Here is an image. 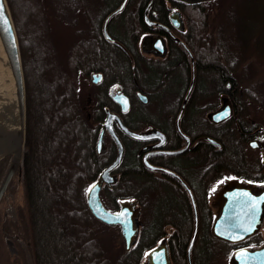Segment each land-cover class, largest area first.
<instances>
[{
  "label": "trees",
  "instance_id": "1",
  "mask_svg": "<svg viewBox=\"0 0 264 264\" xmlns=\"http://www.w3.org/2000/svg\"><path fill=\"white\" fill-rule=\"evenodd\" d=\"M82 2L8 0L20 42L27 106L22 163L24 207L20 219L9 224L26 243L33 264H142L146 252L163 235L162 223L146 224L137 243L127 251L123 241L119 240V228L97 220L87 204L88 189L105 166L96 151L104 113L94 111L95 99L90 102L92 108H86L85 91L89 75L99 68L107 71L112 68L120 83L127 85L132 82L126 54L120 51L98 53L94 46L107 43L96 32H91L87 38L83 29H79L76 40L66 49L62 50L58 44L53 32L54 21L67 26H80L82 15L77 13ZM245 2L206 0L181 4L186 26L183 38L196 57L198 86L205 77L213 76L220 85L230 80L237 89H241L240 76L247 68L245 62L253 53L242 56L236 49L228 54L224 38L226 32L239 35V29L243 27L241 21L245 15ZM154 4L163 9L166 6L162 0H155ZM215 8L217 11L214 14ZM159 21L169 24L165 16ZM134 23L139 39L145 26L138 20ZM130 38L127 33L125 37H119L136 58L137 77L142 83L143 78L149 77L147 70L141 68L148 59L141 55L138 39ZM231 43L237 45L234 39ZM171 51L177 55L181 52L180 45L173 43ZM32 56L35 58L32 59ZM114 59L116 63L112 61ZM247 101L264 107V83H260L259 89L249 87L244 98L238 101V107L241 108ZM232 145L236 147L234 141ZM224 150H219V160L223 161L230 155ZM129 177L128 173L125 186L120 189L114 187L104 196L110 201L107 202L110 209L116 207L114 199L133 196L141 200L142 193L146 191L142 180L138 178L137 182H133ZM159 215L162 213L157 211L156 216ZM144 217L145 222H149L148 212H144ZM186 222L175 234L183 264L182 257H185L192 233L188 212ZM208 222L207 228L200 225L199 238L206 230L210 240H216L210 233L211 220ZM198 245L199 240L196 247ZM209 249L206 264L212 261L213 249ZM7 251L0 233V264H5L3 255ZM20 251L24 253L23 249Z\"/></svg>",
  "mask_w": 264,
  "mask_h": 264
},
{
  "label": "flooded vegetation",
  "instance_id": "2",
  "mask_svg": "<svg viewBox=\"0 0 264 264\" xmlns=\"http://www.w3.org/2000/svg\"><path fill=\"white\" fill-rule=\"evenodd\" d=\"M187 1L162 0L166 5L164 10L154 4L155 0L153 2L152 0H128L124 9L114 15L107 24V32L111 39L105 36V22L124 0H83L77 13L78 16L82 15L83 35L88 38L91 32H96L105 44L107 43L94 46L98 53L120 51L129 59L127 63L130 66L132 83L123 85L113 75L115 72L112 68L111 71L99 68L89 75L85 94L86 108L90 110L92 108L90 102L95 99L94 111L104 113L99 126L96 151L103 158L105 166L95 182L118 157L119 144L114 133L119 137L124 148L121 163L110 173L114 177L113 182H104L102 185L101 200L104 206L118 212L121 210L122 201L136 202V208L140 210L138 239L142 228L148 223H162L164 228L161 238L146 252L142 264L147 262V253L162 240L168 249L170 264H183L180 260L182 254L176 246L175 234L179 228L186 225V212L192 220V233L182 260L184 264H189L188 248L194 230V207L183 182L194 196L199 213V229L202 208L210 214L212 228L218 210L215 197L229 181L235 180L238 183L248 181L264 186V125L250 120L244 106L238 107V101L244 97V92L237 89L232 81L227 80L220 85L215 77L210 76L201 80L198 86L196 57L183 38L186 31L185 21L184 31H178L170 20L171 14L175 11L180 12L183 18L180 6ZM73 9L74 6L71 10ZM163 16L168 18L169 24L159 21ZM146 17L151 22L150 25ZM137 20L145 26L139 39L134 23ZM118 29H124L125 33L131 37L130 39H138L141 55L148 59L143 62L144 67L141 65V68H145L149 75L146 79L143 78L142 83L137 77L136 58L115 34ZM146 36L163 37L167 52L164 55L143 52L141 43ZM181 41L193 54L195 83L183 115L179 119L193 75L192 58ZM173 43L181 47V52L177 55L171 51ZM149 48L150 46H147V50ZM110 55L114 58L112 54ZM112 61L117 62L115 59ZM121 94L129 99L127 111H124L122 105L116 100V97ZM225 100L230 103L233 114L224 121L216 122L211 114L220 110ZM109 113L118 115L126 128L143 134L146 138L139 140L130 137L115 119L111 122V128L105 127ZM104 128V144L98 152V141ZM233 141L236 147L232 145ZM224 148V152H230V155L222 161L219 160L218 152ZM248 153H252V160L248 159ZM10 166L11 158L0 162V187ZM21 172L20 168L16 170L0 201V233L8 250V253L3 255L6 258L5 264H27L26 255L20 251L21 243H26L9 224L11 221L17 222L23 212L21 209L19 214L17 190L14 189L15 184L21 182ZM128 173L131 181L137 182L138 178L142 180L146 191L142 193L141 200L133 196L114 199L116 207L110 209L107 203L110 201L104 196H107L108 191H112L114 187L120 189L121 186H125ZM157 190L160 192L156 193ZM12 206L17 211V219L8 217L4 210ZM157 211L162 215L156 216ZM144 212L149 213V222H145ZM198 239L199 233L191 250L192 264H199L201 260V250L196 247ZM9 242L12 244L11 248L8 246ZM263 243L264 225L261 231L247 240L227 244L232 247L230 254L232 256L241 248L258 247ZM30 258L33 264L31 255Z\"/></svg>",
  "mask_w": 264,
  "mask_h": 264
},
{
  "label": "water",
  "instance_id": "3",
  "mask_svg": "<svg viewBox=\"0 0 264 264\" xmlns=\"http://www.w3.org/2000/svg\"><path fill=\"white\" fill-rule=\"evenodd\" d=\"M127 1L128 0H124L123 4L107 18L104 27V33L107 39H111L107 32L108 22L114 15L124 9ZM153 1L154 0H152V2ZM202 1L206 0H188L187 3L195 4ZM0 3H2L3 5L4 15L7 18L6 24L3 23L2 20H0V41L6 54L8 65L11 70V74L15 84V97L20 117V130L17 132V135L22 141V145H20V150H15V144L14 140L11 137V133L6 135L2 134L3 136H6L8 138V141L4 142L3 146L0 147V152L7 150L2 154V156H0V162L4 159L11 158V166L0 187L1 201L16 170L18 168L22 170L23 156L26 145L27 106L26 82L24 75L23 59L16 25L8 0H0ZM146 18L147 23L150 25L151 22H149L148 17ZM170 20L175 29H177L178 31H184V20L180 12H173L170 16ZM169 32L171 33V31ZM181 44L192 58L193 75L191 80V86L187 93L186 100L183 105L179 119L183 115L186 102L193 90L195 83V60L193 54L185 43L181 41ZM147 46H150L149 50H147ZM124 50L126 49L124 48ZM141 50L143 52H155L159 53L160 55H164L167 52L165 39L160 36H146L141 43ZM125 99L127 100L128 109L129 99L123 94L118 95L116 97V100L122 105L123 110L125 108V105L122 103V101ZM225 112H227L228 115L226 117H223V114ZM232 114V107L230 106V103L225 100L222 108L217 112L212 113L211 116L212 119L216 122H221L230 117ZM218 117L223 118L218 119ZM113 119H115L119 123L121 129L130 137L139 140L146 138L145 135L135 133L126 128L119 116L113 113L108 114L105 127L111 128L110 125ZM104 131L105 128L103 129L100 135V139L98 141V152H100L101 146L102 144H104ZM114 135L116 136V139L119 144L118 157L108 168H106L102 172L99 180L93 184L96 186L94 193L90 194L89 192H87V204L89 210L97 220L107 226L119 228L124 247L127 251H129L136 244L139 234L140 210L136 208V202L131 200L122 201L121 210L118 212H114L107 209L101 200V190L103 183L113 182L114 177H112L110 173L119 166L124 155L123 144L115 133ZM183 184L185 185L189 192V195L191 196L194 207V230L188 248V261L189 264H192L191 250L199 233V213L191 190L184 182ZM215 205L217 206L218 210L216 217L212 223L211 233L216 239L220 241L232 244L245 241L249 237L261 231L264 225V186L256 185L248 181H244L241 183H238V181L235 180L229 181L226 186L216 195ZM11 245V242H9L8 246L10 248ZM146 264H170L169 252L167 247H165L163 240L155 248H153L147 253ZM229 264H264V243L258 247H244L235 251L230 258Z\"/></svg>",
  "mask_w": 264,
  "mask_h": 264
},
{
  "label": "rangeland",
  "instance_id": "4",
  "mask_svg": "<svg viewBox=\"0 0 264 264\" xmlns=\"http://www.w3.org/2000/svg\"><path fill=\"white\" fill-rule=\"evenodd\" d=\"M245 1H246L244 3L245 7L243 9L245 15L243 17V21H241L243 27L239 29L240 32L239 35L234 36L232 33L226 32L224 38V43L226 47L225 49H227L228 54L234 53L236 49H239L242 56L247 55V53H251V52L253 53L249 55L248 60L245 62V67L247 68L243 70L242 76H240V82L242 84L241 90L243 92L244 91L247 92V89L249 87L250 88L254 87L259 89L260 83L261 84L264 83V0H245ZM96 8H98V6ZM216 11L217 8L213 10V13L215 14ZM117 27L120 28V26ZM81 28H82V24L76 28H72L71 26H67L62 22L56 23L54 21L53 32L62 50L66 49L70 43L76 40V31ZM236 31L234 33L238 34V32ZM115 34L118 35V37H125L126 33L124 29H120V30L118 29L115 32ZM231 39L232 40L234 39L237 45L232 44ZM31 58L33 59L35 57L32 56ZM243 98L244 97H242V99ZM244 106L246 109L245 113H247L246 115L247 117H249L250 120H255L258 124H264V107H259L254 103L248 101L245 103ZM251 154L252 153L247 154L249 160H252L253 156L251 157ZM14 189L17 190L16 191L17 205L19 206V214H20L21 209H23L24 207V191L22 187V176H21V182L19 181L18 183H16ZM4 210L7 213L8 217H10L11 219H17V211L13 206L7 209L4 208ZM209 219H210V214L204 208H202L201 224L202 226H204V228L208 227ZM117 232L120 234L119 229ZM204 232L202 231V235L198 239L199 240L198 248H200L201 250L200 251L201 260L199 264H206V259L208 255H210L209 248L213 249L211 264H229V259H230L229 257H231L230 254L232 250L230 244H227L217 239L210 240V236H209L210 234L208 235L206 232L204 234ZM210 233H211V227H210ZM119 240H122L121 235L119 236ZM208 244L210 245V247H208ZM20 247L23 249L24 254L27 257V264H32L26 244L21 243Z\"/></svg>",
  "mask_w": 264,
  "mask_h": 264
},
{
  "label": "bare ground",
  "instance_id": "5",
  "mask_svg": "<svg viewBox=\"0 0 264 264\" xmlns=\"http://www.w3.org/2000/svg\"><path fill=\"white\" fill-rule=\"evenodd\" d=\"M0 147L8 141L6 134L11 133L15 150H20L21 139L17 132L20 130V117L15 97V84L8 65V60L0 41ZM5 133V134H4ZM3 134V135H2ZM7 150L1 151L0 156Z\"/></svg>",
  "mask_w": 264,
  "mask_h": 264
},
{
  "label": "snow or ice",
  "instance_id": "6",
  "mask_svg": "<svg viewBox=\"0 0 264 264\" xmlns=\"http://www.w3.org/2000/svg\"><path fill=\"white\" fill-rule=\"evenodd\" d=\"M0 20H2L3 23H5V24L7 23V18H6V16L4 15V11H3V5H2V3H0ZM122 103L125 105L124 110L127 111V100H126V99L123 100ZM227 115H228V113L225 112V113L223 114V117H226ZM223 117H218V119H219V118H223ZM95 188H96L95 185L91 186V187L88 189V192H89L90 194L94 193ZM121 222H123V221H121Z\"/></svg>",
  "mask_w": 264,
  "mask_h": 264
}]
</instances>
